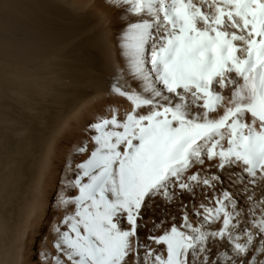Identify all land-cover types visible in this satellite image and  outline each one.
I'll return each instance as SVG.
<instances>
[{"label": "snow or ice", "instance_id": "snow-or-ice-1", "mask_svg": "<svg viewBox=\"0 0 264 264\" xmlns=\"http://www.w3.org/2000/svg\"><path fill=\"white\" fill-rule=\"evenodd\" d=\"M105 3L136 87L87 126L50 264H264V0Z\"/></svg>", "mask_w": 264, "mask_h": 264}, {"label": "bare ground", "instance_id": "bare-ground-1", "mask_svg": "<svg viewBox=\"0 0 264 264\" xmlns=\"http://www.w3.org/2000/svg\"><path fill=\"white\" fill-rule=\"evenodd\" d=\"M124 19L105 0H0V264H50L87 126L131 110L110 93L136 87L117 49ZM149 207V226L168 215Z\"/></svg>", "mask_w": 264, "mask_h": 264}]
</instances>
